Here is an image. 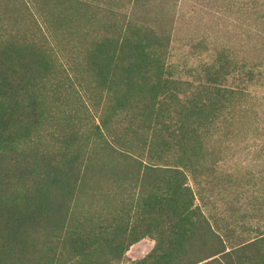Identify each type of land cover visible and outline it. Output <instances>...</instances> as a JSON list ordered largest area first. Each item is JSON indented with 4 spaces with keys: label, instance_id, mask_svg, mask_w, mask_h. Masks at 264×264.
I'll use <instances>...</instances> for the list:
<instances>
[{
    "label": "trees",
    "instance_id": "16d2710c",
    "mask_svg": "<svg viewBox=\"0 0 264 264\" xmlns=\"http://www.w3.org/2000/svg\"><path fill=\"white\" fill-rule=\"evenodd\" d=\"M145 31L128 33L137 48L159 58L160 36ZM122 66L131 72L132 64ZM51 68L46 58L15 56L14 48L0 54V264H99L98 254L103 264H264V227L217 212L204 195V186L220 179L214 137L237 93L220 82L235 70L232 60L207 65L204 80L181 96L183 82L164 78L159 64L155 77H145L148 98L132 110L129 101L120 105V131L99 126L106 161L69 145L53 155L18 139L21 125L41 115L31 89L53 85L72 92L79 84L66 69L51 77ZM86 167L98 169L90 182L96 184V174L103 179L98 197L107 205L82 207L75 215L80 192L96 191H88L94 187ZM146 234L154 248L128 258V246Z\"/></svg>",
    "mask_w": 264,
    "mask_h": 264
},
{
    "label": "rangeland",
    "instance_id": "374dc122",
    "mask_svg": "<svg viewBox=\"0 0 264 264\" xmlns=\"http://www.w3.org/2000/svg\"><path fill=\"white\" fill-rule=\"evenodd\" d=\"M132 27L160 36L159 58L136 47L128 33ZM10 48L15 56L51 61V77L63 69L79 76L72 92L53 85L31 89L41 115L21 125L18 139L53 155L69 145L100 161L106 160L99 154V126L120 131V105L129 101L132 110L148 98L145 77H155L159 64L164 78L183 82L181 96L204 80L207 65L232 60L235 70L220 82L237 93L214 137L220 179L205 185L204 195L217 212L264 227V0H0V54ZM124 62L132 64L131 72ZM97 170L86 167L87 183L94 187L88 191H96L80 192L75 215L82 207L95 211L107 205L105 196L98 197L105 191L103 179L96 174L97 186L90 182ZM155 245L146 234L125 255L139 259ZM96 259L106 263L101 254Z\"/></svg>",
    "mask_w": 264,
    "mask_h": 264
}]
</instances>
